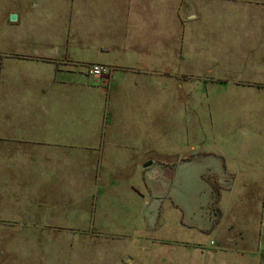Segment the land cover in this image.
Returning a JSON list of instances; mask_svg holds the SVG:
<instances>
[{"label": "crops", "instance_id": "0c3cea01", "mask_svg": "<svg viewBox=\"0 0 264 264\" xmlns=\"http://www.w3.org/2000/svg\"><path fill=\"white\" fill-rule=\"evenodd\" d=\"M96 1L99 22L93 25L95 32L74 34L77 48L74 52L81 55L67 48L63 61L41 58L51 63V86L43 89L40 85L34 110H26L41 124L35 125L36 131L20 134L22 130L14 125L5 128V113H0V155H5V139L25 138L41 147L63 152L61 159L65 165L57 170L61 175L54 174L53 168L48 171V178H35L47 192H34L37 199L34 221L43 219L48 224L89 232L118 230L114 233L116 236L130 239L122 250L127 255L126 264H230L233 258H240L227 253L231 248L247 247L250 232L257 238V226L263 222L257 207L259 190L249 188L241 194L243 197L237 198L239 203L232 202L236 200L232 187L235 178H227L231 171L224 163L218 171H212L213 178H172L179 165L185 167L196 162L201 149L191 145L178 158L156 152L152 142L149 144L146 140L153 136L149 124L152 126L154 122V114L147 113V108L153 109L156 104L158 110L159 106L164 109L171 100L173 83L181 88L187 77L196 79L201 75V71H194L195 61L201 60L193 55H198L197 43L202 38L198 36L197 26L203 18L210 19L213 29L218 31L208 43L212 45L209 54H216L217 62L223 64L224 76L219 79L225 80V91L232 95V101L241 103L233 106L230 118H263L264 0ZM203 7L207 8L204 17ZM91 53L93 56L87 57ZM188 57L195 59L189 61L194 71L189 74L192 71L188 66L181 69ZM83 63H105L113 69L109 75L95 78L79 66ZM4 69L0 64L1 72ZM194 82L202 90V80ZM182 99L184 103L192 100L190 96ZM193 99L189 117L193 115L194 119L190 120L197 119L201 124L202 112H197L196 106L199 98ZM168 116V109L166 113L163 110L162 118L167 123ZM250 129L252 134H264L262 125ZM253 144L252 152L251 147L224 150L237 171L258 168L264 146ZM148 160L152 164L144 168ZM123 166L140 167V178H114L112 172L106 173V168L116 171L115 168ZM78 171L80 175L76 176L74 173ZM162 175L167 178H157ZM187 179L191 184L188 187ZM252 179L245 180L247 186H252ZM54 181L64 184L58 196L53 195ZM80 187L81 193L71 194L74 188ZM226 191L229 192L226 194ZM164 202H167L165 207ZM65 206L72 208L70 213H65L71 215L72 227L66 225L65 220L69 219L63 213L58 220L49 217V209L65 212ZM96 209L103 217L99 216L98 226L92 218ZM172 216L177 222L176 230H182L183 235H176L168 227ZM8 222L22 223L13 214L5 215V223ZM188 231L209 232L219 237L220 244L213 238L205 243L195 241L193 234L186 235Z\"/></svg>", "mask_w": 264, "mask_h": 264}, {"label": "rangeland", "instance_id": "374dc122", "mask_svg": "<svg viewBox=\"0 0 264 264\" xmlns=\"http://www.w3.org/2000/svg\"><path fill=\"white\" fill-rule=\"evenodd\" d=\"M90 2L88 0L86 2L85 0H0V64L5 66L2 72L0 70L2 87L0 113H5V128L9 126L12 128L14 125L22 130L18 133L26 134L31 130L36 131L35 125H41L30 115L32 112L26 111L34 110V98L38 96L40 85L43 89L51 86L49 74L51 63L42 61L41 58L49 57L63 61L67 57V48L76 54L74 34L82 35L89 30L95 32L93 25L99 22L97 1ZM205 9L207 8L203 9V17ZM12 13L17 15L15 20L10 19ZM207 17H210L209 13ZM212 29L213 24L210 19L199 20L197 32L202 39L197 43L198 55L193 56L202 62L196 63L195 59L188 57L185 58V64L181 69L188 66L192 71L188 74L201 71V75L199 74L196 79L187 77L181 88L173 83L169 93L171 100L164 109L159 106L158 110L156 104L153 105V109L147 108V113L154 114V122L152 126L151 123L149 124L153 136L146 140L149 144L150 141L152 142V148L159 154L169 153L174 158L187 152L191 145L201 149L199 159L185 167L184 164L179 165L180 168L176 169L177 174L172 175V178H213L212 171H218L220 165L224 163L231 171L230 177L227 178H235L234 181L232 180V187L236 200L232 199V202L237 201V198L249 188L257 192L259 190L260 200L255 203L258 202L257 207L263 215V222L260 221L257 226V238L253 237L254 232H250L251 238L247 242L249 243L247 247L237 246L227 253L247 258V260L233 258L230 264H264V151L256 171L248 169L249 171L245 172H241V169L237 171L231 164L232 159L224 151L236 147H251L252 152L254 142L264 146L262 136L264 134L250 133V127L264 126V117L238 120L230 118L233 106H241V103L232 101V95L227 93V89L225 91L227 84L225 80L219 79L224 76L225 71L221 70L223 64L217 62L216 54H209V47L212 45L208 42L218 33L217 30ZM221 35L224 38L223 32ZM91 56L92 53L87 55V57ZM221 57L226 59V55ZM189 61H195L194 71ZM86 64L88 63L79 66L85 68ZM199 79L202 80V90H198V84L194 82V80L199 82ZM228 88L231 89L229 86ZM189 96L192 98L191 104L184 103L182 98L188 99ZM194 97L199 98L196 106L197 112H202L201 124L197 119L193 120V115H191L192 120L189 117L193 112L189 107L194 105ZM234 99L239 100V97L235 96ZM167 109L168 123L165 117L162 118L163 110L166 113ZM209 112L213 117L208 115ZM233 123H235L234 127ZM6 135L9 134L5 133ZM62 153L34 144L27 138L19 141L5 139V155H0V264H126L127 255L123 254L122 250L126 241V245H129L130 239L129 237L120 239L114 234L118 230H111L108 233L89 232L77 228L69 229L65 225L48 224V221L43 219L34 221V212L37 209L34 192H40L39 194L47 192L46 188L42 190L41 187L44 186L35 181V178H48V171L53 168L54 174L61 175L58 171L61 170L60 166L65 165V161L61 159ZM2 160H4L3 164ZM175 163L178 161L176 160ZM81 169L83 172V168ZM115 169L116 171L113 168H106V173L112 172L114 178H140L138 173L140 167L123 166ZM200 173H203V177ZM74 174L80 175L79 171ZM158 177L167 178L164 175ZM249 178H253L251 187L245 183ZM188 185L191 184L187 179V187ZM51 186H55L53 195L58 196L57 193L62 191L61 187H64V184L62 181H54ZM81 192L82 187L74 188L71 194L77 195ZM228 192L226 191V194ZM166 203H163V207ZM2 205L5 207L2 208ZM63 209L65 212L59 208L49 209L50 219L58 220L61 213L64 218L67 216L69 219L71 215L65 213H70L72 208L65 206ZM93 213V222L98 226L99 216L101 219L103 217L99 215L98 209ZM12 214L20 217L22 223H5V215L12 216ZM171 218L173 220H169L168 227L174 230L176 235H183L182 230H176L175 217ZM65 221L68 223L66 225L72 227L73 221L70 219ZM73 226L76 227V224ZM189 234H193L195 241L201 243L213 238L217 239V244H220L219 237L212 236L209 232L195 234L193 231H188L186 235ZM119 242H121L120 246Z\"/></svg>", "mask_w": 264, "mask_h": 264}, {"label": "built area", "instance_id": "2783aa9c", "mask_svg": "<svg viewBox=\"0 0 264 264\" xmlns=\"http://www.w3.org/2000/svg\"><path fill=\"white\" fill-rule=\"evenodd\" d=\"M112 69L113 66L105 63H88L85 65V73L95 78H103L109 75Z\"/></svg>", "mask_w": 264, "mask_h": 264}, {"label": "water", "instance_id": "95a60500", "mask_svg": "<svg viewBox=\"0 0 264 264\" xmlns=\"http://www.w3.org/2000/svg\"><path fill=\"white\" fill-rule=\"evenodd\" d=\"M17 18V15L15 13H12L10 16L11 20H15ZM152 164V160H148L147 162H145V164L143 165L144 168L149 167ZM151 172V170H150Z\"/></svg>", "mask_w": 264, "mask_h": 264}]
</instances>
